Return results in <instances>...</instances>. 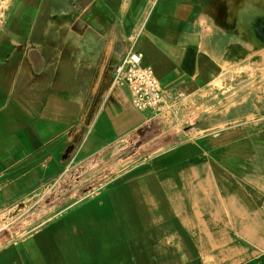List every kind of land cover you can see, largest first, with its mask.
I'll list each match as a JSON object with an SVG mask.
<instances>
[{"label":"crops","instance_id":"0c3cea01","mask_svg":"<svg viewBox=\"0 0 264 264\" xmlns=\"http://www.w3.org/2000/svg\"><path fill=\"white\" fill-rule=\"evenodd\" d=\"M264 1V0H261ZM254 0H13L0 30V214L95 157L118 172L28 235L0 264H264V93L161 129L120 159L150 120L114 83L129 51L170 102L206 91L264 51L243 38ZM248 11L245 18L249 17ZM245 71V70H244Z\"/></svg>","mask_w":264,"mask_h":264},{"label":"rangeland","instance_id":"374dc122","mask_svg":"<svg viewBox=\"0 0 264 264\" xmlns=\"http://www.w3.org/2000/svg\"><path fill=\"white\" fill-rule=\"evenodd\" d=\"M254 2L264 6V1L254 0ZM246 11L249 13L247 19L244 16ZM260 14L264 15V8H252L250 5L248 9L245 6L241 7V19L237 32H240V36L244 34L257 49L264 51V42L260 39V32L253 27L254 22L260 21L258 25L261 24V19L258 17ZM262 92L264 93L263 57L257 58L252 68H239L237 73L223 70L209 88L201 94L177 98L151 110L150 120L142 129L127 139V145H130L124 153L120 154L117 161L133 155L138 156L139 150L144 146L150 148L149 144H154L157 136L158 142L163 141L160 138L165 137V132H161V129L165 127V124H168V129L174 131L181 129L182 122L185 120L184 127L193 128L197 121L193 114L197 113L200 107L216 112L226 102L230 103L234 100L240 102L251 93L262 96ZM111 161L95 157L87 164L84 162L75 165L72 169L62 170V174L55 181L43 187L37 199L26 202L24 208L16 209L10 215H0V248L13 239L28 235L39 225L83 202L92 192L96 193L102 189L104 184L114 178L118 172V162Z\"/></svg>","mask_w":264,"mask_h":264},{"label":"built area","instance_id":"2783aa9c","mask_svg":"<svg viewBox=\"0 0 264 264\" xmlns=\"http://www.w3.org/2000/svg\"><path fill=\"white\" fill-rule=\"evenodd\" d=\"M157 1L152 0V4ZM12 3L13 0H0V30ZM139 37V32H133L128 37L129 51L116 69L114 83L129 89L132 103L139 111L154 110L164 104L165 94L154 70L143 65V56L135 49Z\"/></svg>","mask_w":264,"mask_h":264},{"label":"bare ground","instance_id":"6f19581e","mask_svg":"<svg viewBox=\"0 0 264 264\" xmlns=\"http://www.w3.org/2000/svg\"><path fill=\"white\" fill-rule=\"evenodd\" d=\"M248 6V5H247ZM250 8V7H249ZM258 17H260V19H261V24L260 25H258L259 24V22H254L253 24H254V28H256L255 30L257 31L258 30V32H260V39L264 42V15H262V14H260ZM257 20V19H256ZM258 28V29H257ZM244 30V29H243ZM261 30V31H260ZM240 33V32H239ZM241 37H243V38H247L244 34L243 35H241ZM247 40H248V38H247Z\"/></svg>","mask_w":264,"mask_h":264}]
</instances>
